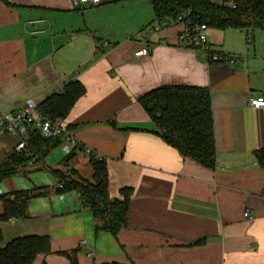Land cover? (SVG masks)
Returning <instances> with one entry per match:
<instances>
[{"label":"crops","instance_id":"1","mask_svg":"<svg viewBox=\"0 0 264 264\" xmlns=\"http://www.w3.org/2000/svg\"><path fill=\"white\" fill-rule=\"evenodd\" d=\"M154 20L150 0H101L86 10L72 0H0V113L28 100L40 105L79 82L85 93L62 120L65 131L103 157L111 199L132 195L119 235L97 233L77 192L56 193L52 171L65 170L63 139L0 183V197L38 195L26 218L0 220V247L49 237L52 251L34 264H71L68 255L77 264H264V172L255 156L264 148V108L250 105L264 90V37L208 29L214 52L238 57L214 63L180 42L183 24L170 21L156 32L149 28ZM141 38L151 53L138 59ZM165 87L209 90L214 170L183 157L158 133L141 98ZM16 145L0 135V163ZM91 157L79 150L71 161L89 181Z\"/></svg>","mask_w":264,"mask_h":264},{"label":"trees","instance_id":"2","mask_svg":"<svg viewBox=\"0 0 264 264\" xmlns=\"http://www.w3.org/2000/svg\"><path fill=\"white\" fill-rule=\"evenodd\" d=\"M155 20L177 21L182 14L190 13L188 21L193 24L206 25L208 29L226 31L228 29L264 32V0H234L235 7L225 5L227 0H150ZM154 20V21H155ZM85 93L83 86L75 81L63 90L38 105V113L52 121L64 120L72 107ZM167 103L162 109L161 103ZM141 103L147 108L152 106L149 115L158 133L164 141L185 157L201 167L214 170L216 166V145L208 89L196 87H165L152 91ZM64 136L46 139L37 129L29 128L27 148L15 152L0 163V183L15 176L28 164L29 154L43 160L49 152L63 143ZM72 153L63 161L65 170H53L60 188L57 194L75 191L79 194L82 207L93 214L97 223L96 232H108L114 237L127 226L131 192L123 191L122 199H111L109 193L108 173L104 160L91 157L93 180L84 179L73 169ZM258 164L264 172V148L255 152ZM35 192H18L0 197L3 213L0 220L26 218L27 205L35 197ZM51 250V240L44 236H25L8 242L0 247V264H34L41 254ZM71 264H77L75 257L68 255ZM118 264V263H106Z\"/></svg>","mask_w":264,"mask_h":264},{"label":"built area","instance_id":"3","mask_svg":"<svg viewBox=\"0 0 264 264\" xmlns=\"http://www.w3.org/2000/svg\"><path fill=\"white\" fill-rule=\"evenodd\" d=\"M213 2H220V0H212ZM73 5L77 9L86 10L90 8H95L101 5V0H72ZM225 5L229 8L235 7L234 0H227ZM190 13L182 14L177 18V22L183 24V30L179 35V40L183 44H187L196 52H201L207 58V60L214 63L222 62H234L238 60V57H232L229 55L216 53L213 51L211 45L208 42L206 25L193 24L188 21ZM34 24V23H33ZM169 25L167 21L156 19L150 25V29L156 32L161 31ZM249 43L252 42V37L248 39ZM151 53V48L149 44L141 38V47L134 54L135 58H145ZM250 105L254 109L264 108V90L261 95L250 99ZM37 127L39 128L42 136L46 139L58 138L64 136V143L62 144L63 151L68 157L72 153H76L79 150H84L87 154L91 155L97 160H104L98 154L92 153L90 149L79 144L77 139L72 135L66 133L63 121L60 119L50 120L38 113V105L33 100H28L22 109L8 112L0 113V135L6 134L17 140L16 151L22 152L27 148L26 137L29 128ZM31 158L28 162L29 165H34L37 158L33 154H29ZM245 218H249V212H245Z\"/></svg>","mask_w":264,"mask_h":264},{"label":"rangeland","instance_id":"4","mask_svg":"<svg viewBox=\"0 0 264 264\" xmlns=\"http://www.w3.org/2000/svg\"><path fill=\"white\" fill-rule=\"evenodd\" d=\"M255 35H258L259 37H264V32L263 31H260V30H257V31H255ZM84 176H86V175L83 174V177ZM84 178L87 179V177H84Z\"/></svg>","mask_w":264,"mask_h":264},{"label":"water","instance_id":"5","mask_svg":"<svg viewBox=\"0 0 264 264\" xmlns=\"http://www.w3.org/2000/svg\"><path fill=\"white\" fill-rule=\"evenodd\" d=\"M161 108H162V109H166V108H167V103L162 102V103H161ZM148 110H152V106H150V107L148 108Z\"/></svg>","mask_w":264,"mask_h":264}]
</instances>
